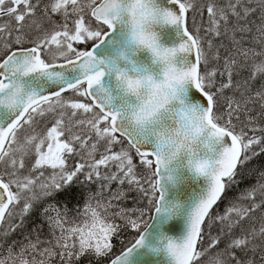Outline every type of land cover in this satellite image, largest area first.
Here are the masks:
<instances>
[{
  "label": "snow or ice",
  "instance_id": "snow-or-ice-1",
  "mask_svg": "<svg viewBox=\"0 0 264 264\" xmlns=\"http://www.w3.org/2000/svg\"><path fill=\"white\" fill-rule=\"evenodd\" d=\"M85 259L264 264V0H0V264Z\"/></svg>",
  "mask_w": 264,
  "mask_h": 264
},
{
  "label": "trees",
  "instance_id": "trees-1",
  "mask_svg": "<svg viewBox=\"0 0 264 264\" xmlns=\"http://www.w3.org/2000/svg\"><path fill=\"white\" fill-rule=\"evenodd\" d=\"M83 264H87V261H86V259L84 260Z\"/></svg>",
  "mask_w": 264,
  "mask_h": 264
},
{
  "label": "water",
  "instance_id": "water-1",
  "mask_svg": "<svg viewBox=\"0 0 264 264\" xmlns=\"http://www.w3.org/2000/svg\"><path fill=\"white\" fill-rule=\"evenodd\" d=\"M148 259H150V258H148Z\"/></svg>",
  "mask_w": 264,
  "mask_h": 264
}]
</instances>
